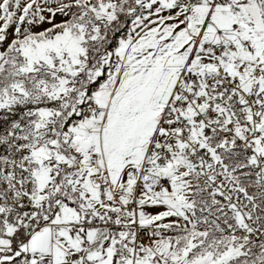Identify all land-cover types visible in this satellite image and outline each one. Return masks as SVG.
Returning a JSON list of instances; mask_svg holds the SVG:
<instances>
[{
    "label": "snow or ice",
    "instance_id": "obj_1",
    "mask_svg": "<svg viewBox=\"0 0 264 264\" xmlns=\"http://www.w3.org/2000/svg\"><path fill=\"white\" fill-rule=\"evenodd\" d=\"M0 264H264V0H0Z\"/></svg>",
    "mask_w": 264,
    "mask_h": 264
}]
</instances>
